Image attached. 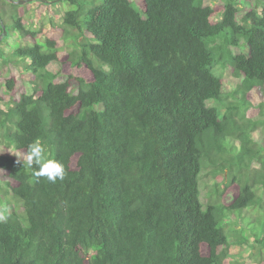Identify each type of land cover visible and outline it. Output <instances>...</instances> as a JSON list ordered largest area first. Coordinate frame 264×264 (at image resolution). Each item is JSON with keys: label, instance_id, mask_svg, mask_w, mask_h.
I'll return each mask as SVG.
<instances>
[{"label": "trees", "instance_id": "obj_1", "mask_svg": "<svg viewBox=\"0 0 264 264\" xmlns=\"http://www.w3.org/2000/svg\"><path fill=\"white\" fill-rule=\"evenodd\" d=\"M34 1L74 8L32 29L0 0V264H224L250 245L225 230L249 208L264 216L246 97L264 100V0ZM37 139L64 181L26 165ZM205 165L224 174L206 206ZM250 229L264 256V225Z\"/></svg>", "mask_w": 264, "mask_h": 264}, {"label": "rangeland", "instance_id": "obj_2", "mask_svg": "<svg viewBox=\"0 0 264 264\" xmlns=\"http://www.w3.org/2000/svg\"><path fill=\"white\" fill-rule=\"evenodd\" d=\"M19 1V0H15ZM59 0H56L55 2H58ZM12 4V3H9ZM204 4L206 6H212L213 3L211 0H204ZM20 6H25V9H27L29 17V23L28 26H31L32 29L34 27H37V29H42L44 28H49L50 27V10L52 9L53 12L59 13V9L61 10L59 13L60 18H57L58 20H61V17L66 13L67 11L71 10L74 8V6L69 5L66 1H63L58 4L57 8H51L50 10L45 9L42 7L41 3L34 1V2H28L24 5ZM9 9H12V7L7 6ZM56 7V6H54ZM58 17V16H57ZM35 25V26H34ZM227 34L230 35V31L227 32ZM12 35V33H10ZM1 41V40H0ZM19 41V38L17 37H10L8 39L7 43L2 45L1 47L4 48L5 50L9 51L10 47L15 48L17 46V42ZM72 44V42H69L67 47L62 46L61 50L62 51H68L69 50V45ZM50 69L56 74L60 73L61 71V77H66L67 76V69L66 71L63 70L62 64L59 63H53L50 67ZM216 74V73H215ZM218 75L227 77L224 71L218 70ZM233 83L230 85L231 89H236L240 84L239 80H236L232 77ZM59 81H62V79H59ZM239 96V95H238ZM241 97V95L239 96ZM238 97V98H239ZM247 101L252 105L250 109L247 111V118L252 119V122H259L258 123V129L262 132V135L264 136V128L263 125L261 124L262 119L261 116V109L260 106L262 103H264L263 98L261 95L256 92L252 91L250 92L247 96ZM232 98V97H231ZM230 98V99H231ZM233 99V98H232ZM234 100V99H233ZM231 101V100H229ZM213 104V103H212ZM255 130V129H254ZM257 133V131H256ZM224 176V174H223ZM222 174H216L211 167L205 165L204 169L202 171V174L200 175L199 178V185H200V197L201 201L204 206L207 205L209 201L215 200L216 197V190L218 189L216 185L220 186V189L222 188L221 184H217L218 180H221L223 178ZM1 188V185H0ZM258 193L261 192V190H256ZM2 199H9V203L18 206L17 202L11 197H2ZM5 203V201H4ZM2 205V202L0 201V207ZM261 210L256 209V208H249L245 210L242 215L239 217V220L241 222H238L237 217H229V220L231 222L228 224L226 228V233L230 236H233V231L234 229H239L241 228L242 230L239 231V234L242 236H245L249 242L250 245H242L239 246L238 244H234V247L232 248V253L229 255V257L225 260L224 264H262L264 262V256L260 255L259 251L257 248H255L253 245V236L251 235V229L250 227L263 228L264 225V216H262V219L258 220L259 217L261 216L260 213ZM4 215V213H3ZM231 231V232H230ZM244 232V233H243ZM232 242L237 241L236 236L231 238Z\"/></svg>", "mask_w": 264, "mask_h": 264}, {"label": "clouds", "instance_id": "obj_3", "mask_svg": "<svg viewBox=\"0 0 264 264\" xmlns=\"http://www.w3.org/2000/svg\"><path fill=\"white\" fill-rule=\"evenodd\" d=\"M26 165L34 169L37 178H44L52 184L64 181L66 178L64 165L58 160L46 158V146L39 139L28 145Z\"/></svg>", "mask_w": 264, "mask_h": 264}, {"label": "water", "instance_id": "obj_4", "mask_svg": "<svg viewBox=\"0 0 264 264\" xmlns=\"http://www.w3.org/2000/svg\"><path fill=\"white\" fill-rule=\"evenodd\" d=\"M10 3L12 4H16V5H24L28 2H33L34 0H19V1H15V0H8ZM44 3L46 4H49L50 2L48 0H43ZM3 27V36H6L8 33H7V30H6V27L5 26H2ZM2 36L0 37V40H2Z\"/></svg>", "mask_w": 264, "mask_h": 264}]
</instances>
